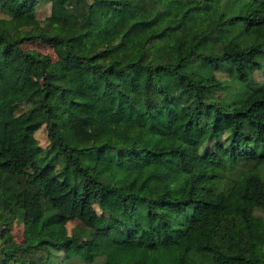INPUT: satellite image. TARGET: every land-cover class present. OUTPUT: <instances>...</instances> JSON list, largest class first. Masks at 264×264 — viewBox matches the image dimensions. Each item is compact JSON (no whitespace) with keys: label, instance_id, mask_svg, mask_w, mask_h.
<instances>
[{"label":"trees","instance_id":"16d2710c","mask_svg":"<svg viewBox=\"0 0 264 264\" xmlns=\"http://www.w3.org/2000/svg\"><path fill=\"white\" fill-rule=\"evenodd\" d=\"M263 68L264 0H0V264H264Z\"/></svg>","mask_w":264,"mask_h":264},{"label":"rangeland","instance_id":"374dc122","mask_svg":"<svg viewBox=\"0 0 264 264\" xmlns=\"http://www.w3.org/2000/svg\"><path fill=\"white\" fill-rule=\"evenodd\" d=\"M216 75L221 80L228 81V78H227L225 73L216 72ZM225 85H228L229 87H227L226 89H223L221 91L220 96L225 97L226 100L235 99V88L234 87L236 85H234V84L232 85V83L231 84L225 83ZM55 103H56L55 104V114H58V108L60 107L62 109V105L58 101H56ZM122 107L123 106L113 109L112 110L113 113L109 114V116L116 117V115L118 113L119 114L121 113L120 111H121V109H123ZM124 107L126 108L127 106H124ZM89 115H90L89 117H91V118L86 119V123L88 122L87 123L88 125H85L86 127H84V126L79 127L78 131H77L78 132L77 134L79 135V137H82L84 139V141L89 139L88 129H90V131H92V133H94V134H97L98 131H100V135H104V136L108 135V134L112 135L111 130L116 131L115 125L110 120L109 116H108V118H106L107 116H104L105 114H98V112H93V114H89ZM80 124H78V125H80ZM63 130H64L63 126L60 123L61 135L64 132ZM101 131H102V133H101ZM35 136L37 137L40 145H42V146L46 145L45 134L43 133L42 130L38 131ZM108 138H109V140L115 142V137L111 136ZM14 234H15V232H14ZM15 237H16V239L18 238L16 235H15ZM21 257H22V259H27L28 257L31 258V257H34V253L32 255L24 254ZM62 258H63L62 253H60V252H53L51 255L48 256V260H49L50 264H58L62 260ZM76 264H77V262H76Z\"/></svg>","mask_w":264,"mask_h":264}]
</instances>
